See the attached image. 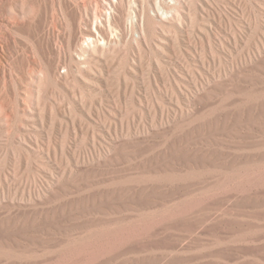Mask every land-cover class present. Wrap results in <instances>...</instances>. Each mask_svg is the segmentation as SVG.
Returning <instances> with one entry per match:
<instances>
[{
  "label": "rangeland",
  "instance_id": "rangeland-1",
  "mask_svg": "<svg viewBox=\"0 0 264 264\" xmlns=\"http://www.w3.org/2000/svg\"><path fill=\"white\" fill-rule=\"evenodd\" d=\"M201 1L212 14L188 21L192 38L180 33L179 46L123 45L90 74L75 71L73 102L80 92L88 104L73 117L53 116L46 104L58 101L47 95L43 122L18 115L0 130V264H264V63L242 81L225 78L254 49V19L235 0ZM189 68L224 90L200 97L188 118L173 97L177 82L194 91ZM29 135L38 143L19 140ZM91 158L96 174H86ZM61 171L66 193L36 207L22 200Z\"/></svg>",
  "mask_w": 264,
  "mask_h": 264
},
{
  "label": "bare ground",
  "instance_id": "bare-ground-1",
  "mask_svg": "<svg viewBox=\"0 0 264 264\" xmlns=\"http://www.w3.org/2000/svg\"><path fill=\"white\" fill-rule=\"evenodd\" d=\"M234 2L244 6L254 19L250 24L254 49L246 62L225 74L226 82L242 81L248 72L259 70L260 64L264 63V12L257 11V7L264 9V4L260 6L254 0ZM201 11L210 17L213 10L209 2L201 0H0V130L9 134L12 117L18 115L43 122L38 113L40 100L47 95L58 101L55 106L46 104L53 116L60 110L67 117H73L76 104L83 108L88 104L80 92L78 103L73 102L71 82L75 71L81 76L90 74L91 63L103 62L123 45L138 51L156 48L162 52H166L171 44L179 46L180 33L192 38L188 34V21H195ZM240 38L238 35L233 38L235 49ZM218 41L219 47L224 49L223 38ZM189 42L191 49L192 42ZM229 53L230 64L235 67L233 52ZM200 64L202 72L208 74L205 59H201ZM97 72L102 77L103 71ZM186 72L194 91H184L177 82L173 100L176 111L187 113L189 118L198 112L200 97L209 99L217 91H223L224 85L214 75L204 76L201 72L195 77L190 68ZM60 82L64 83L63 91L57 87ZM179 96L186 101L185 107ZM19 140L25 144L38 143L33 135ZM127 145L134 143L130 141ZM105 157H110V151ZM85 163L88 167L92 164L100 166L101 162L91 158L85 159ZM90 172L96 174L99 171L88 167L86 174ZM65 175L66 172L61 173L62 177L49 173L47 190L30 186L28 198L22 200L33 207L50 203L58 189L64 193L68 191L62 180ZM16 206L22 207L14 201L8 207ZM4 207L0 200V209Z\"/></svg>",
  "mask_w": 264,
  "mask_h": 264
}]
</instances>
